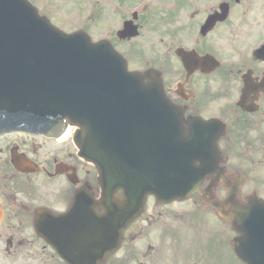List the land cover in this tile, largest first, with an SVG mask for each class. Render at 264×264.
Segmentation results:
<instances>
[{"label":"flooded vegetation","instance_id":"flooded-vegetation-1","mask_svg":"<svg viewBox=\"0 0 264 264\" xmlns=\"http://www.w3.org/2000/svg\"><path fill=\"white\" fill-rule=\"evenodd\" d=\"M77 29L111 44L130 71L158 75L183 110L185 136L195 140L191 155L201 140L205 154L216 139L218 171L238 182L243 198L249 190L264 193V0H77ZM75 134L70 128L59 137L0 135V264H68L45 237L51 218L68 214L82 187L95 199L101 193L97 170L79 158ZM211 176L203 187L223 194L226 184ZM201 198L167 205L149 198L120 250L101 264H157L167 247L166 264H174L200 216L185 205L198 207ZM213 217L206 224L218 227ZM209 233L205 264H218L229 233L224 225ZM199 242L200 236L195 249ZM194 252L187 264H200Z\"/></svg>","mask_w":264,"mask_h":264},{"label":"water","instance_id":"water-1","mask_svg":"<svg viewBox=\"0 0 264 264\" xmlns=\"http://www.w3.org/2000/svg\"><path fill=\"white\" fill-rule=\"evenodd\" d=\"M149 81L145 86L142 77L129 75L123 60L106 48L93 47L78 39L77 34L60 32L27 0H0V120H4L0 123L44 133H48L55 118L80 126L81 147L86 159L100 169L104 191L109 189L110 135H124L129 142L130 165L138 164V155L141 165L138 152L156 133L152 127L161 125L162 131L168 128L169 132L177 116L160 84ZM115 117L121 120L109 123ZM143 118L148 122L143 124ZM138 174L130 172L131 177ZM142 178L141 173L136 180ZM161 187L158 179L151 185L131 184L130 211L125 221L139 213L145 195H157ZM175 194L177 198L185 197V188L177 187ZM209 204L245 234L252 245L249 255L253 263L264 264V203L250 201L242 205L231 190L228 200ZM110 245L104 244L103 249ZM100 247L98 239L88 261L81 263L77 257V264H97L96 259L102 255ZM69 262L76 264L74 259Z\"/></svg>","mask_w":264,"mask_h":264},{"label":"rangeland","instance_id":"rangeland-1","mask_svg":"<svg viewBox=\"0 0 264 264\" xmlns=\"http://www.w3.org/2000/svg\"><path fill=\"white\" fill-rule=\"evenodd\" d=\"M34 1L38 4L37 6L40 7L42 11L48 13L52 17V20L56 21V23L54 22V24H56L57 27H59L61 30L65 31L66 33H72L77 31V0H34ZM262 190H264V188H262ZM257 191L260 193L259 190ZM185 206L193 208L192 210L195 212L194 217H196L197 214L200 215L198 218H196L194 223L191 222L193 225L197 227H203L200 236V242L205 243L204 240L206 242H211L210 241L211 235L210 233L207 234L208 228L209 230L219 231L222 229V227L206 224L208 218L210 219H215V218L211 213L203 211V209H201L199 206L196 207V205H191V204H187ZM219 224L222 225L220 222ZM134 247L137 248L140 247L138 240H136ZM124 252L119 255L120 259L123 257ZM180 253L186 256L190 255L188 256V258L192 260V255H193L192 250L185 249ZM180 264H183L182 261L180 262Z\"/></svg>","mask_w":264,"mask_h":264}]
</instances>
